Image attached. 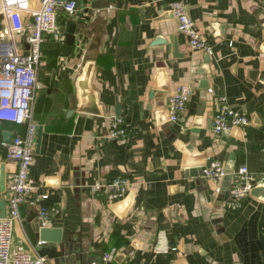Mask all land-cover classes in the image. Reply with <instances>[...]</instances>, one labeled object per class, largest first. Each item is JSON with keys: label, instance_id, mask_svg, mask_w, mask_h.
<instances>
[{"label": "crops", "instance_id": "obj_1", "mask_svg": "<svg viewBox=\"0 0 264 264\" xmlns=\"http://www.w3.org/2000/svg\"><path fill=\"white\" fill-rule=\"evenodd\" d=\"M170 1L78 0L73 13L57 11L64 36L44 34L32 104L41 126L30 167L38 194L20 207L13 247L45 255L46 264H79L80 256L98 264L108 251L102 264H264V0H187L209 53L190 45ZM7 26L0 5V39ZM86 78L99 113L80 109L90 103ZM180 83L191 86L190 100L172 121L167 99ZM221 95L248 122L216 134ZM117 105L130 133L116 140L106 128ZM18 128L0 120V139ZM213 160L255 175L237 206L228 203L227 178L202 175ZM14 166L0 146V200ZM116 176L129 189L109 203L98 184ZM41 205L58 207L44 225L60 227L65 241L38 243ZM157 241L167 251L153 250Z\"/></svg>", "mask_w": 264, "mask_h": 264}, {"label": "built area", "instance_id": "obj_2", "mask_svg": "<svg viewBox=\"0 0 264 264\" xmlns=\"http://www.w3.org/2000/svg\"><path fill=\"white\" fill-rule=\"evenodd\" d=\"M2 14L7 18V35L0 39V120L18 125V130L10 139L1 138L0 146L5 149V157L15 162L7 179L6 209L0 216V264H46V256L32 253L23 245L12 246V232L15 220L20 217V207L28 195L38 194L32 182L30 167L35 154L38 123L33 116V99L38 87V67L42 56L44 34L50 33L55 39L63 38L64 33L57 26V11L62 9L68 14L78 6V0H0ZM170 10L176 18L179 30L184 33L192 47L211 52V46L196 27L187 10V0H171ZM16 35L22 38L16 40ZM26 50H21L23 44ZM191 86L180 83L168 96L167 113L172 121L179 119L190 100ZM219 108L211 119L212 131L216 134L228 131L235 126L248 122V116L234 109L224 95L219 97ZM130 128L125 117L119 113L109 115L106 136L110 139L128 137ZM202 175L215 181L230 175L228 203L239 204L256 182V177L245 164L228 170L221 161L213 160L201 168ZM101 193L107 202L113 203L125 196L130 181L116 176L108 181L99 182ZM46 197L47 193L39 194ZM59 211L55 205H41L37 210L40 221L45 223L50 214ZM43 240H38L41 243ZM176 246H171L175 249ZM153 250L167 251L160 241ZM111 251L101 255L103 260L110 258Z\"/></svg>", "mask_w": 264, "mask_h": 264}, {"label": "water", "instance_id": "obj_3", "mask_svg": "<svg viewBox=\"0 0 264 264\" xmlns=\"http://www.w3.org/2000/svg\"><path fill=\"white\" fill-rule=\"evenodd\" d=\"M74 31H75V22H69L68 27L66 29L65 32V36L68 42H72L73 38H74ZM89 68L86 71V76L89 73ZM85 84L82 85L84 88V96H87V98L90 100V103H88V105L86 106H81L80 109L82 110H87V111H91V112H95V113H99L100 109L97 107V105L95 104V98H94V93L89 89V84H88V80L87 78L84 79ZM116 113H120V110L118 108L117 105V112ZM40 137H41V126H39L38 128V132H37V143H36V150H38L39 147V141H40ZM10 137L6 138L9 139ZM195 167H191L190 170L191 172H194ZM227 168V167H226ZM228 169V168H227ZM229 170V169H228ZM224 178H227V180L230 182V175L229 173L226 174L224 176ZM0 186L2 189L5 188V174L3 172V170H0ZM0 216L5 214V199H1L0 200ZM36 230H37V235L41 238L40 240H49V241H65V239H63L62 236V229L60 227H51L48 225H44V223L42 221L39 220V218H36ZM80 262L79 264H89V261H87L83 256H80ZM102 258L99 260L100 262L98 264H102ZM95 264V263H93ZM104 264H114L112 261L107 260L104 262Z\"/></svg>", "mask_w": 264, "mask_h": 264}, {"label": "rangeland", "instance_id": "obj_4", "mask_svg": "<svg viewBox=\"0 0 264 264\" xmlns=\"http://www.w3.org/2000/svg\"><path fill=\"white\" fill-rule=\"evenodd\" d=\"M11 264V263H10Z\"/></svg>", "mask_w": 264, "mask_h": 264}]
</instances>
